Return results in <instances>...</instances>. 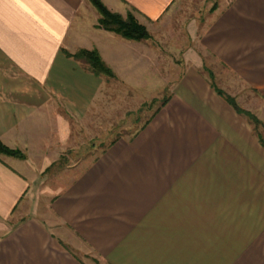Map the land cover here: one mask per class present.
Masks as SVG:
<instances>
[{
    "label": "crops",
    "instance_id": "crops-1",
    "mask_svg": "<svg viewBox=\"0 0 264 264\" xmlns=\"http://www.w3.org/2000/svg\"><path fill=\"white\" fill-rule=\"evenodd\" d=\"M101 1L150 38L96 27L88 0H0V140L23 155L0 154V264H264V142L203 68L209 57L253 93L264 127V0H216L189 22L172 74L153 37L176 0ZM79 49L97 50L115 79L86 71ZM155 76L172 82L165 103L68 165L71 128L99 91Z\"/></svg>",
    "mask_w": 264,
    "mask_h": 264
},
{
    "label": "rangeland",
    "instance_id": "rangeland-1",
    "mask_svg": "<svg viewBox=\"0 0 264 264\" xmlns=\"http://www.w3.org/2000/svg\"><path fill=\"white\" fill-rule=\"evenodd\" d=\"M214 4H216V0H176L168 15L159 20L160 23L154 29L153 38L158 45L160 44V47H165L164 54L167 53L169 57H167L168 62L165 59L162 62L166 67L169 65L170 74L173 73V70H179L182 67L183 60H181L178 52L181 45H191L186 36L189 22L203 21ZM182 39H185V41H182ZM176 43L180 44L174 46ZM210 61L208 57V61H205L204 64L208 68L204 66L203 68L206 70L211 69L216 73L217 78L213 75V81L214 79L217 80L226 95V92L235 94V97L232 96V98L239 107L244 108L245 111L246 109H255L251 111L256 114L254 116L259 120L257 113L263 114L261 110L254 107L256 105L253 104L254 100L251 98L253 93H250V95L242 89L239 83H234L231 77H228L227 73L223 69L221 70L220 67L216 65L209 66ZM166 67L162 69L155 66L154 71L157 75L159 71L165 73ZM158 79L160 77L155 76V80L147 84L109 83L101 89L94 98L87 114L83 116L81 121L73 124L71 128L73 132L72 146H70L69 152L72 154L67 153L70 157L68 165L71 163L73 165L79 158L96 155L116 138L132 136L149 119L159 106L161 99L171 89L172 82L163 86L161 82L157 81ZM246 94H248L247 99ZM153 98L155 99L153 100ZM250 121L253 122L251 119ZM260 124H256L258 126L256 132L264 142V127ZM52 170H56V168ZM48 174V178L45 179V187H57L59 184L57 183L58 176L50 174V172Z\"/></svg>",
    "mask_w": 264,
    "mask_h": 264
},
{
    "label": "trees",
    "instance_id": "trees-1",
    "mask_svg": "<svg viewBox=\"0 0 264 264\" xmlns=\"http://www.w3.org/2000/svg\"><path fill=\"white\" fill-rule=\"evenodd\" d=\"M92 6L96 9L99 14L97 20L98 28L104 29L106 31H110L120 35L121 37L129 40L141 41L150 38V34L147 31L146 27L138 22L136 17L131 11L127 12L125 15H121L117 12H113L109 10L101 0H88ZM97 50L92 49H79L77 50L73 56V58L79 62L82 67L92 73L95 76L109 79H115L116 75L112 71V69L106 65V63L101 59ZM213 89L221 95L233 108L237 111L238 114L247 116L251 119L255 124H260L259 121L253 114L245 111L241 107H239L235 100L226 95L221 89L217 88L214 84H212ZM166 98L161 101V104H164ZM259 140L261 138L259 137ZM0 154L8 155L22 158L23 155L16 149H11L9 146L3 144L0 140Z\"/></svg>",
    "mask_w": 264,
    "mask_h": 264
}]
</instances>
